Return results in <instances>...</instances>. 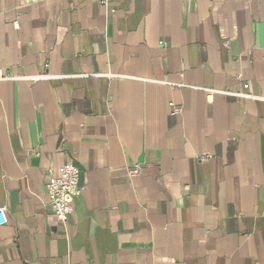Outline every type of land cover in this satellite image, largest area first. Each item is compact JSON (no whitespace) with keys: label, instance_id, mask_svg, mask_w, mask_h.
I'll use <instances>...</instances> for the list:
<instances>
[{"label":"crops","instance_id":"crops-1","mask_svg":"<svg viewBox=\"0 0 264 264\" xmlns=\"http://www.w3.org/2000/svg\"><path fill=\"white\" fill-rule=\"evenodd\" d=\"M263 56L264 0H0V264H264Z\"/></svg>","mask_w":264,"mask_h":264},{"label":"built area","instance_id":"built-area-1","mask_svg":"<svg viewBox=\"0 0 264 264\" xmlns=\"http://www.w3.org/2000/svg\"><path fill=\"white\" fill-rule=\"evenodd\" d=\"M15 28H18V23H14ZM264 63V56H263ZM47 68L48 65H44ZM51 75L43 73L36 77H27L28 79L35 78H49ZM10 77L2 76L1 79H7ZM26 78V77H25ZM248 84H243V89H248ZM209 93H214L217 90L207 89ZM238 96H250L247 92L235 93ZM264 100V95L259 97ZM169 106L173 112L179 111V107L169 103ZM207 155H203L206 157ZM45 190L48 199V206L50 207L55 218L63 225L66 226L70 215L74 211L75 200L81 194L82 187L80 185V169L73 161L66 162L58 172L52 176L45 185ZM7 222V209L5 206H0V226Z\"/></svg>","mask_w":264,"mask_h":264}]
</instances>
